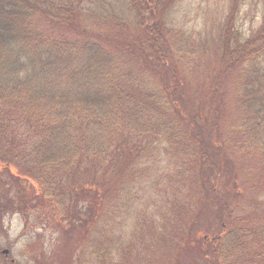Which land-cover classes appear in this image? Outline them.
<instances>
[{
  "label": "trees",
  "instance_id": "16d2710c",
  "mask_svg": "<svg viewBox=\"0 0 264 264\" xmlns=\"http://www.w3.org/2000/svg\"><path fill=\"white\" fill-rule=\"evenodd\" d=\"M245 1L228 0L216 42L208 47L206 38H211H204L202 53L214 66L208 70L211 79L201 108L216 102L219 78L223 89L225 80L231 79L220 75L234 73L231 87L236 118L230 127L234 132L229 142L232 148L245 149L256 159L260 178L257 186L263 187L264 195V10L260 25L244 38L236 23ZM178 3L0 0V115L7 113L6 117L14 118L27 144L22 154L0 159V172L13 165L25 169L24 174L35 169L36 185L27 182L33 194H24L27 189L20 185L16 210L25 212L26 218L40 210L38 218L53 222L50 215L54 202L51 196L57 190L55 176L83 162L98 161L101 171L96 170L94 175L100 174L99 180L106 183L117 174L119 155L125 149L136 150L133 157L137 159L143 139L148 143L162 141L175 166L174 177L168 173L164 184L168 191L159 208L160 229L158 234L154 232L158 239L176 238L185 214L194 213L195 224L200 217L210 218L216 207L221 214L218 223L197 237L203 241L204 261L264 264V198L256 205L258 219L255 217L252 226L244 227L233 220L228 204L220 196L215 202L198 193L203 176L207 179L216 170L217 160L204 138V118L197 116L200 112L195 116L190 113L185 94L191 80L201 77L196 63L200 55L177 41L173 26L167 29ZM109 19L139 29L140 46L123 52L122 47L106 42L100 29H107ZM176 43L178 46L173 48ZM178 49L181 55H177ZM136 62L147 66L137 67ZM186 62L194 65L187 67ZM224 104L221 98L214 114ZM129 181L134 182L133 177L123 181L126 187ZM88 182L81 188L91 199L94 186ZM208 188L210 184L205 185V192ZM65 190L68 196L73 193V188ZM108 198L116 200L110 194ZM119 200L121 209L130 208L126 199ZM90 208L82 217L78 210L68 211L60 221L74 219V223L84 224L87 220L83 216ZM199 226L185 229L193 233L190 241H197ZM105 252L96 257L101 264H108L102 258ZM6 255L4 259L8 260ZM10 262L16 264L13 259Z\"/></svg>",
  "mask_w": 264,
  "mask_h": 264
},
{
  "label": "rangeland",
  "instance_id": "374dc122",
  "mask_svg": "<svg viewBox=\"0 0 264 264\" xmlns=\"http://www.w3.org/2000/svg\"><path fill=\"white\" fill-rule=\"evenodd\" d=\"M227 1L179 0L167 29L173 26L177 41L188 48L191 46L194 52L200 55L196 63L201 77L191 80L192 85L185 88V94L189 97L190 113L195 116V112H200L197 116L204 118V138L210 143L212 152H215L217 168L207 179L203 176L205 180L198 193L215 202L220 196L221 200L228 204L233 220L244 227H250L254 224L255 217L258 219L259 215L255 216L258 214L255 211L256 205L264 195L263 187L257 186L260 178L256 159L245 149L234 146L232 148L229 142L230 135L232 137L234 132L230 131V127L236 118L231 87L234 73L220 75L223 78H231L232 81L225 80L226 88L223 89L219 78V96L216 102L210 107L204 105L203 109L201 108V102L204 101V95L206 96V87L211 79V72L208 70L214 66L207 61L209 57L202 53V43L206 36L211 38H206L208 47L212 46L213 41L216 42L219 26L223 24L227 12ZM263 4L264 0L244 2L236 23L242 37L247 38L250 31L256 30L260 25ZM120 25L122 23L116 24L114 19H109L107 29H100V33L105 35L109 44L122 47L123 52H132L136 46H140L138 42L141 43L139 36L142 34L139 29L137 32L128 23ZM67 29L70 28L65 27L64 30ZM177 46L176 43L173 48ZM176 53L182 54L179 49ZM136 63L137 67L147 66L142 62ZM192 64L194 65L186 62L187 67H192ZM221 98L225 104L214 114ZM6 116L7 113L0 115V159L3 160L14 153L22 154L27 146L24 144L22 130L12 120L14 118ZM142 143L143 147L138 152L137 159L133 157L136 150L125 149L121 156L118 154V172L106 183L99 180L100 174L94 175L96 170L101 171L98 161L91 164L88 161L83 162L73 166L69 172L64 171L55 176L57 190L51 196L54 202L51 203L53 215H50L53 222L38 218L41 216L38 213L40 210L34 211L27 218L24 216L25 212L16 210L20 199V185L27 189L24 194H33L29 186L36 185L34 176L38 174L35 169L33 173L24 174L25 169L21 170L13 165L8 171L0 172V264H12L10 259L16 264H101L96 257H101V252L105 250L102 258H105L108 264H209L206 259L204 261L203 241L197 237L198 234L202 236V233L214 228L210 225L218 223L220 212L215 207L211 219L203 216L200 217L201 222L195 224L192 223L197 218L196 215L187 213L181 219V229L176 238L160 241L154 232L159 233V208L168 191L164 184L169 179L168 173L174 177L175 165L165 153L168 146L164 142L148 143L143 139ZM119 150L118 153L121 152ZM25 168L28 169L27 165ZM91 169H94V173ZM129 177H133L134 182L129 181L126 187L123 181ZM86 180L89 181L88 185L94 186L91 199L81 188L87 185ZM206 184H210L207 192ZM68 188H73L70 196L65 193ZM108 194L116 197V200L107 199ZM119 198L126 199L130 208L121 209ZM88 206L91 207L90 211L87 216H83L86 217V223H74V219L60 221V216L66 218L68 211L73 210H78V216L82 217L84 212L89 210ZM212 221L213 224H206ZM197 225H200V230H197L195 235L197 241L192 242L190 238L193 233L188 234L185 229H196ZM183 232L184 234L180 235ZM110 237L115 238L116 242L109 239ZM5 249L8 251V260L4 259L2 252ZM211 264L225 263L214 259Z\"/></svg>",
  "mask_w": 264,
  "mask_h": 264
},
{
  "label": "water",
  "instance_id": "95a60500",
  "mask_svg": "<svg viewBox=\"0 0 264 264\" xmlns=\"http://www.w3.org/2000/svg\"><path fill=\"white\" fill-rule=\"evenodd\" d=\"M3 252H4V253H7V250H4Z\"/></svg>",
  "mask_w": 264,
  "mask_h": 264
}]
</instances>
